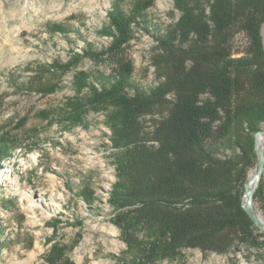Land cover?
Instances as JSON below:
<instances>
[{
	"label": "rangeland",
	"instance_id": "obj_1",
	"mask_svg": "<svg viewBox=\"0 0 264 264\" xmlns=\"http://www.w3.org/2000/svg\"><path fill=\"white\" fill-rule=\"evenodd\" d=\"M115 1L0 0V264L67 263L57 255L67 264H264L262 236L235 237L225 251L184 247L154 258L148 251L151 231L143 224L123 225L128 209L119 212L114 205L125 147L112 138L114 109L90 108L79 122L70 116L82 73L101 86L117 66L118 59L108 56L95 61L75 54L108 45ZM174 1L148 0L149 31L134 24L135 38L122 51L132 63L133 82L143 89L164 79L156 36L179 19ZM247 46L246 35L236 32L233 53L241 55ZM153 118H141L145 138ZM228 153L221 148L219 155ZM254 204L264 217L262 203Z\"/></svg>",
	"mask_w": 264,
	"mask_h": 264
},
{
	"label": "trees",
	"instance_id": "obj_2",
	"mask_svg": "<svg viewBox=\"0 0 264 264\" xmlns=\"http://www.w3.org/2000/svg\"><path fill=\"white\" fill-rule=\"evenodd\" d=\"M147 1H115L108 45L75 53L95 61L118 59L101 86L83 72L74 85L80 95L70 103L77 122L90 108L114 109L112 138L125 147L115 209H128L123 225L143 224L151 231L148 251L154 258L184 247L225 251L235 237H264L243 207L248 173L257 164L256 134L264 124V0H175L179 19L156 36L164 79L143 89L121 54L135 38L134 24L149 31ZM236 32L248 39L241 55L232 50ZM86 88L90 95L82 96ZM145 115L155 117L148 138L141 128ZM221 148L229 153L219 155ZM4 156L0 149V161ZM254 200L264 207V172Z\"/></svg>",
	"mask_w": 264,
	"mask_h": 264
},
{
	"label": "water",
	"instance_id": "obj_3",
	"mask_svg": "<svg viewBox=\"0 0 264 264\" xmlns=\"http://www.w3.org/2000/svg\"><path fill=\"white\" fill-rule=\"evenodd\" d=\"M263 33V29H262ZM260 135L264 136V130H261L259 133L256 134V152H257V164H256V175L255 181L256 185L251 188V182L248 181L245 186V193L243 196V207L245 211L251 218V220L255 223L257 227L264 230V222L259 218L257 210L254 206V195L255 191L259 185L261 177L264 172V147L260 148L258 145Z\"/></svg>",
	"mask_w": 264,
	"mask_h": 264
},
{
	"label": "bare ground",
	"instance_id": "obj_4",
	"mask_svg": "<svg viewBox=\"0 0 264 264\" xmlns=\"http://www.w3.org/2000/svg\"><path fill=\"white\" fill-rule=\"evenodd\" d=\"M258 145L260 148H263L264 147V136L263 135H260L259 137V141H258ZM252 173V172H251ZM255 175H256V170L253 171L249 181L251 182V188L254 187L256 185V181H255ZM32 196V195H31ZM255 206V204H254ZM39 207V205L37 206ZM256 209V207H255ZM258 213V212H257ZM259 218L264 222V217L262 214H258Z\"/></svg>",
	"mask_w": 264,
	"mask_h": 264
}]
</instances>
